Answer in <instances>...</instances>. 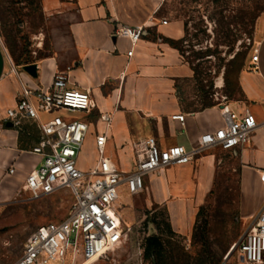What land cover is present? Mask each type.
I'll return each mask as SVG.
<instances>
[{"label":"crops","instance_id":"crops-1","mask_svg":"<svg viewBox=\"0 0 264 264\" xmlns=\"http://www.w3.org/2000/svg\"><path fill=\"white\" fill-rule=\"evenodd\" d=\"M162 3L163 0H40L41 12L48 21L51 50L48 56L32 63L37 66L33 78L23 71L26 65L11 61L0 44V117L4 119L5 111L15 106L21 84L45 90L53 74L62 71L68 75L69 87L89 92L95 104L91 115L71 116L89 126L83 151L88 149L95 157L94 137L104 134L106 157L127 173L133 166V145L146 138H154L161 149L175 145L186 150L197 148L201 135L223 126L222 107L187 111L180 105L175 83L187 77L186 67L163 38L179 39L182 28L168 21L161 24L165 20L158 18ZM122 27H141L144 33L132 46L124 33H116ZM253 40L257 62L251 63L250 57L249 67L237 78L243 100L226 105L238 113L250 112L259 125L247 145L224 151L235 158L239 170L243 222L264 204V11L256 19ZM130 51L132 55L128 56ZM100 114L109 115L108 125L99 120ZM175 115H183V122L173 120ZM40 120L43 121L41 116ZM22 122L34 125L36 139L19 149L17 135ZM6 129L9 131L0 134L1 191H9L10 185L22 186L42 160L30 152L40 140L35 121L22 119L17 127ZM213 149L218 148L202 152L186 165L144 178L141 194L145 204L166 206L171 226L182 235L190 233L197 209L210 193L218 162ZM92 164L88 167L81 163L78 167L87 170ZM11 167L14 172L8 175Z\"/></svg>","mask_w":264,"mask_h":264},{"label":"rangeland","instance_id":"rangeland-1","mask_svg":"<svg viewBox=\"0 0 264 264\" xmlns=\"http://www.w3.org/2000/svg\"><path fill=\"white\" fill-rule=\"evenodd\" d=\"M263 11L264 0H163L158 18L182 28L179 39L163 40L178 52L186 67L187 77L175 83L184 110L223 107L243 100L237 78L249 67L255 22ZM0 44L17 64L49 55L51 38L40 0H0ZM52 116L42 114L41 119ZM6 122L0 117V134L9 131ZM21 128L19 149L36 139L31 122H22ZM212 152L218 159L215 178L188 235L173 229L166 206L146 205L143 194L130 196L122 186L116 204L121 234L112 240V250L88 264H240L234 248L250 219L243 222L240 218L239 170L227 152ZM92 160L93 154L82 150L78 164L89 167ZM72 201L66 189L38 200H29L21 185L0 190V264H12L38 226L65 219ZM152 236L160 239L163 252L156 259L145 260L144 241ZM64 264H70V257Z\"/></svg>","mask_w":264,"mask_h":264},{"label":"built area","instance_id":"built-area-1","mask_svg":"<svg viewBox=\"0 0 264 264\" xmlns=\"http://www.w3.org/2000/svg\"><path fill=\"white\" fill-rule=\"evenodd\" d=\"M162 25L167 21L162 20ZM134 46L142 37L141 27H122ZM132 51L128 52V56ZM257 62V53L251 56ZM95 104L84 90L69 87L65 72L53 74L45 90H33L20 85L18 101L5 111V121L14 127L22 119L37 123L40 132L38 144L31 153L42 158L40 165L24 179L22 189L29 200H38L68 190L73 198L65 219L38 226L23 244L20 256L12 264H88L112 250L111 242L121 234L117 213L118 190L124 186L130 196L144 190V178L163 169L190 163L194 157L212 148L231 151L250 142L258 128L255 117L248 111L236 112L224 105L221 109L223 126L212 133L200 136L197 148L186 150L182 146L161 149L152 137L133 145V166L130 172L121 171L105 155L106 136L94 137L95 160L90 168L81 170L78 157L89 132L87 123L70 119L76 113L91 115ZM53 113L45 121L42 114ZM183 122V115L172 116ZM105 125L110 122L107 114H100ZM264 126V124H263ZM14 169L7 170L12 175ZM264 191V174L262 176ZM240 264H264V204L252 218L240 240L235 245ZM80 260V263L78 262Z\"/></svg>","mask_w":264,"mask_h":264},{"label":"trees","instance_id":"trees-1","mask_svg":"<svg viewBox=\"0 0 264 264\" xmlns=\"http://www.w3.org/2000/svg\"><path fill=\"white\" fill-rule=\"evenodd\" d=\"M32 63L33 62L31 63L25 62L23 64L29 65ZM162 252H163V246L158 237L152 236V237H148L145 239L144 246H143V258L145 260L154 259V258L156 259L157 257L161 255Z\"/></svg>","mask_w":264,"mask_h":264},{"label":"water","instance_id":"water-1","mask_svg":"<svg viewBox=\"0 0 264 264\" xmlns=\"http://www.w3.org/2000/svg\"><path fill=\"white\" fill-rule=\"evenodd\" d=\"M36 68H37V66H36L35 64H31V65H26V66H24L22 69H23V71H25L27 74H29L31 77L35 78V77H36ZM5 127H6V128H11V127H12V124L9 123V122H7V123H5ZM234 249H235V248H234ZM230 256H231V254H229V255L225 258L224 262H225ZM240 262H242V258H240Z\"/></svg>","mask_w":264,"mask_h":264},{"label":"bare ground","instance_id":"bare-ground-1","mask_svg":"<svg viewBox=\"0 0 264 264\" xmlns=\"http://www.w3.org/2000/svg\"><path fill=\"white\" fill-rule=\"evenodd\" d=\"M120 226H121V220H119V229H120ZM113 243V242H111ZM118 244H114L113 246H117Z\"/></svg>","mask_w":264,"mask_h":264}]
</instances>
